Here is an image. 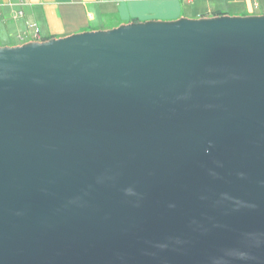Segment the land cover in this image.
I'll return each mask as SVG.
<instances>
[{
	"label": "water",
	"instance_id": "1",
	"mask_svg": "<svg viewBox=\"0 0 264 264\" xmlns=\"http://www.w3.org/2000/svg\"><path fill=\"white\" fill-rule=\"evenodd\" d=\"M0 264H264V15L0 47Z\"/></svg>",
	"mask_w": 264,
	"mask_h": 264
},
{
	"label": "crops",
	"instance_id": "2",
	"mask_svg": "<svg viewBox=\"0 0 264 264\" xmlns=\"http://www.w3.org/2000/svg\"><path fill=\"white\" fill-rule=\"evenodd\" d=\"M216 12L264 15V0H0V47Z\"/></svg>",
	"mask_w": 264,
	"mask_h": 264
},
{
	"label": "trees",
	"instance_id": "3",
	"mask_svg": "<svg viewBox=\"0 0 264 264\" xmlns=\"http://www.w3.org/2000/svg\"><path fill=\"white\" fill-rule=\"evenodd\" d=\"M222 13L221 12H216L215 15H221Z\"/></svg>",
	"mask_w": 264,
	"mask_h": 264
}]
</instances>
